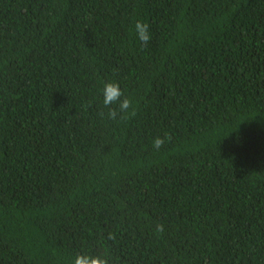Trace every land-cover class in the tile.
Segmentation results:
<instances>
[{
    "label": "trees",
    "instance_id": "trees-1",
    "mask_svg": "<svg viewBox=\"0 0 264 264\" xmlns=\"http://www.w3.org/2000/svg\"><path fill=\"white\" fill-rule=\"evenodd\" d=\"M77 254L264 264V0H0V264Z\"/></svg>",
    "mask_w": 264,
    "mask_h": 264
},
{
    "label": "clouds",
    "instance_id": "clouds-1",
    "mask_svg": "<svg viewBox=\"0 0 264 264\" xmlns=\"http://www.w3.org/2000/svg\"><path fill=\"white\" fill-rule=\"evenodd\" d=\"M135 38L144 50L151 40L150 25L143 21L137 20L134 25ZM118 70H113V75ZM100 96L102 103L97 107V115L102 120L111 121H127L137 115V108L130 96L126 95V90L121 88L119 81L115 79H107L102 81L100 88ZM173 137L170 133L165 132L163 135H157L151 140V148L154 152H159L170 144ZM164 230V225L156 224L155 231L159 234ZM73 264H108L106 254L90 255L77 254L73 260Z\"/></svg>",
    "mask_w": 264,
    "mask_h": 264
}]
</instances>
